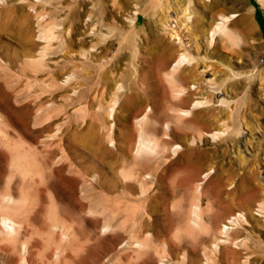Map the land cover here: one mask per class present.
Returning <instances> with one entry per match:
<instances>
[{
	"label": "rangeland",
	"instance_id": "374dc122",
	"mask_svg": "<svg viewBox=\"0 0 264 264\" xmlns=\"http://www.w3.org/2000/svg\"><path fill=\"white\" fill-rule=\"evenodd\" d=\"M50 2L47 9L62 8L63 16L73 6L94 9L92 5L104 4L101 18L99 7L92 13L97 22L103 23L105 32L109 28L113 31L104 40L95 39L98 45L92 53L105 55L103 59L112 62L110 68L117 72L116 68L122 71L127 66L128 57L123 56L136 50L135 66L143 72L135 100L142 107L136 115L147 105L153 107L147 125L153 132L156 118L173 99L164 75L169 66L158 59L160 47L151 36L153 30H159L157 18L172 13L161 7L166 0ZM131 2L151 10L159 4L152 14L137 13L135 49L127 42L121 46L116 38L117 33L129 29L125 16L128 9L134 10ZM22 5L26 6L24 11L19 8ZM42 5L37 3L38 8ZM252 5L248 35L238 44L219 41L207 54L191 46V52L200 57L199 65L192 74L190 65L180 71L187 75L190 98L211 101L195 111L207 110L215 125L219 114L234 130L214 138L204 134L203 141L193 144L197 154L188 155L180 149L167 163H159L161 177L154 173L153 178H145L122 172L123 167L136 170L149 159L134 158L138 131L124 121L128 107L122 106V98L110 118L106 104L99 111L85 100L78 103L73 95L65 99L61 88L47 92L49 81L36 80L43 72L42 65L30 60L45 43L38 39L34 12L20 0L0 2V264H244L247 254V264H264V0L239 3L242 12ZM23 12L30 14L26 38L35 43L30 50H25V35L19 28V24L23 26ZM6 22L11 27L5 26ZM228 24L238 29L230 21ZM61 27L55 28L45 61L50 69L55 67L54 59L64 60L68 52L77 53L81 48L73 21L65 20ZM109 41L112 44L104 52ZM88 42L85 48H90ZM204 54L211 63V75L200 72ZM204 79H211L210 83L204 82L200 89L192 87ZM218 91L225 93L230 108L215 105ZM94 111L102 113L98 114L100 118ZM192 126L187 131L197 136L200 128ZM160 127H164L163 122ZM49 133L52 137H45ZM72 133L76 134L72 143L76 158L69 148L67 153L62 150ZM99 139L100 145L109 150L102 153L105 156L94 150ZM112 155L125 158V166L118 165V172L106 163ZM33 157L41 164L35 165ZM197 160L203 165L202 172L194 168L192 162ZM90 166L92 169L84 173ZM210 167L212 171L207 174ZM149 168L148 172L156 169ZM6 194L11 199L5 201ZM194 204L199 225L192 222ZM261 204L262 212L258 211ZM240 212L247 214L248 222L234 235L246 240L244 246L235 248V256L225 252L223 246L212 250L214 238L206 241L208 232L201 226H210L218 233ZM4 215L13 225L8 230L2 224Z\"/></svg>",
	"mask_w": 264,
	"mask_h": 264
},
{
	"label": "bare ground",
	"instance_id": "6f19581e",
	"mask_svg": "<svg viewBox=\"0 0 264 264\" xmlns=\"http://www.w3.org/2000/svg\"><path fill=\"white\" fill-rule=\"evenodd\" d=\"M1 1L3 0H0V2ZM20 1L22 3H27V5H29L32 9V12H34L37 20L38 39L45 42L36 53L37 56L31 57L30 60L34 64H39L40 66L42 65L43 72L40 78L37 77L36 80L40 79L43 81L47 79L49 81L50 87L46 89L47 92H52V90L56 88H61L64 90L62 97L65 99L73 95L72 99L76 100L78 103L85 100L87 105L89 104V106H95L99 111L102 107H104V104H106L109 108L110 118L114 115L115 105L120 98H122V106L128 107V113L124 121L128 126L129 123L133 124L138 131V140L134 151V158L136 159L137 157L140 158L142 156H148L149 159L146 164L141 165L136 170H134L135 168L127 169V167H123L122 172L132 173L134 176L143 175L145 178L152 177L155 173L157 177H161L163 172L159 171V163H167L170 160L171 155H174L180 149H183L188 155L197 154L193 148V144L203 141L202 137L204 134H206L208 138H214L218 135H225V133H229L234 130V127L230 126L229 123H227V120L223 119L219 116V114L215 116L216 122L218 123L215 125L211 122L212 120L207 110L202 109L197 112L195 111L199 106L210 105L211 101L206 97L195 96L190 98L191 88L187 83V75L184 74L185 71H180L182 67L190 65L191 68L189 70L192 74V72L195 71L199 65L200 57L195 56L191 52V46L195 45L197 48H202L205 54H207L210 52L211 48H214L217 44H219V41L227 42L230 45L238 44L242 36L248 35L252 29L249 23V14L254 9L253 5L250 6V8H244L246 10L244 12H242L239 7V3H243L244 0H166V2L161 5V7H164L167 12L171 11L172 13H166L164 16L161 15L157 18V27L159 30L157 32L153 30L151 36L157 46L160 47V52L157 54L158 59L161 60L163 65L169 66V69L165 71L164 75L170 83V92H172L173 99L166 105V108L161 116L156 118L157 125L152 130L153 132H150L152 128L149 130L147 125L154 114L153 107L147 105L141 114L136 115L138 109L142 107V104L135 103L136 98L139 96L137 85L140 80L143 79L142 69L135 66V60L138 56L136 50H133L134 52L130 56H123L124 58L128 57L127 66L125 69L121 66L122 71L119 70L120 67L116 68V70L118 69L117 72H115V69L110 68L112 62L103 59L105 55L97 53V51L92 53V49H96L95 46L98 45V42H96L95 39L98 38L99 40H104L109 36L108 34L113 31L112 28H109V30L105 32L103 23L101 24L97 22L94 14L92 13L96 7H99L97 12L99 13V18H101L104 4L102 5V3H100L96 6L92 5L94 7V9L91 8L92 10L87 5L82 9L73 6L71 11L65 13L63 16V12L61 11L62 8L54 7L47 9L46 4H48V2L51 3V0H36L37 2L35 3L31 0ZM39 2L43 4L41 8L37 7V3ZM129 4V6H132V9L134 8V10L128 9V13H126L125 16L129 29L125 32L117 33L116 38L119 40L121 46L124 42H127L132 48H134L136 46L135 38L137 33L134 28L136 26L137 13L139 11H145V14L147 15L152 14L158 8L159 4H156V8L153 10L148 9L147 7L140 8L137 2H131ZM150 4H152V2ZM25 7V5H22L19 8L24 11ZM29 18L30 14L23 12V26L19 24V28L23 30L25 35V50H30L32 47H35V43L26 38V35L29 36L28 32L30 30ZM65 20H70L71 22L73 21L74 35L79 40V43H81V48L77 51V53L68 52V54L65 55L64 60L54 59L53 64H55V67L50 69L47 66L48 64L46 65L45 61L50 53L52 44L51 40L52 37L56 35L55 28L57 26L62 28L61 25ZM228 21L234 24V26H237L238 29L231 28ZM9 22H6L5 26L11 27ZM70 29L66 28V31L69 32L72 30ZM235 29L237 30L235 31ZM162 34H165L168 39L167 37L164 38ZM86 41L87 43L90 41V48L84 47ZM111 44L112 43L109 41L103 48V51L105 52ZM26 52L27 51H25V53ZM205 54L201 56L202 60L205 62H203V68L200 69V72L211 75L213 74V71H211V63L208 61V57ZM210 80L211 79H204L203 82H198L197 86L192 87L200 89L204 82L210 83ZM82 85H84V87ZM163 87L164 92L167 94V87ZM68 89L71 91L70 93L67 92ZM224 94L223 92L218 91L217 98L213 102L216 103V106L221 107L225 105L230 108V102ZM72 99H70V101ZM98 114L99 113L96 111L95 115L98 116ZM98 117L100 118V116ZM162 122L164 127L161 128L160 125ZM103 124L105 126V123ZM193 124H196V126L200 128L197 136L190 135L187 131V129ZM91 127L94 128V124H92ZM201 128H206V130L201 132ZM45 137L50 138L52 137V134L49 133ZM75 139L76 134L72 133L68 138L67 146H62V150L64 152H66L69 148L72 152L73 158L77 157V153L75 152L72 144ZM100 141L101 140L99 139L98 146L97 148H94V150L101 155L103 152L105 153V151L109 152V150L100 145ZM111 141H114L113 138ZM110 153L113 152L110 151ZM49 154L54 155V152H50ZM102 156H105V154ZM32 160L35 165L41 164L42 162L35 157H33ZM198 162L199 161L197 160L192 163L197 171L200 170L202 172L203 165ZM106 163L108 164V168L110 170L118 172V165L125 166V158L121 155H112V158ZM151 166L153 169L154 167L156 169L153 171L151 168L152 170L150 171L153 172H148L149 170L147 171L146 169ZM92 167L93 166L87 168L84 173L88 172L92 169ZM209 169H211V167L207 169L209 171L207 174L212 171ZM98 171L102 173L101 169ZM4 199L5 201H7V199H11V195L6 194ZM193 207L195 218L192 222L195 225H199V221L197 220L199 218L197 214V204H194ZM262 208L263 204L260 205V209H258V211L262 212ZM247 222V214L245 212H240L238 215L232 216L227 223L223 224L218 233H215L210 226H206L205 224V226L202 225L201 228L206 229L208 232L205 237L206 241L210 240L212 237L214 238L211 244L212 250L217 251L221 246H223L225 252H231L232 256H235L237 252L235 248L242 245L244 246V243L246 242L244 238L235 237V230L242 227V225ZM2 224L5 227V230H8L13 226L12 222L6 215L2 218ZM135 243H137L138 246L140 245V242ZM229 245L233 247H230ZM248 258L249 255L247 254L244 264L249 263ZM205 264L209 263L206 262Z\"/></svg>",
	"mask_w": 264,
	"mask_h": 264
}]
</instances>
